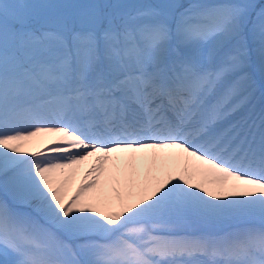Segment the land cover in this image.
I'll return each instance as SVG.
<instances>
[{
	"label": "snow or ice",
	"instance_id": "6c2138e0",
	"mask_svg": "<svg viewBox=\"0 0 264 264\" xmlns=\"http://www.w3.org/2000/svg\"><path fill=\"white\" fill-rule=\"evenodd\" d=\"M0 264H264V0H0Z\"/></svg>",
	"mask_w": 264,
	"mask_h": 264
}]
</instances>
